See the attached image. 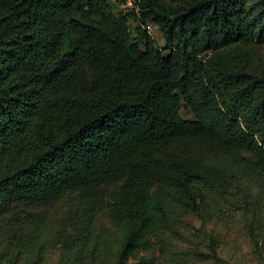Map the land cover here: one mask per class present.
I'll return each mask as SVG.
<instances>
[{
  "label": "trees",
  "instance_id": "obj_1",
  "mask_svg": "<svg viewBox=\"0 0 264 264\" xmlns=\"http://www.w3.org/2000/svg\"><path fill=\"white\" fill-rule=\"evenodd\" d=\"M261 45L264 0H0V264H44L65 201L58 264L216 259L204 226L264 187Z\"/></svg>",
  "mask_w": 264,
  "mask_h": 264
},
{
  "label": "rangeland",
  "instance_id": "obj_2",
  "mask_svg": "<svg viewBox=\"0 0 264 264\" xmlns=\"http://www.w3.org/2000/svg\"><path fill=\"white\" fill-rule=\"evenodd\" d=\"M112 11L117 15H123L129 8L133 7L134 0H108ZM137 23L133 19L128 21V29L131 35H135ZM148 35L159 46H163L162 36L157 27L152 25V30L147 31ZM164 55L168 54L167 50L162 51ZM212 53H207L202 58L212 57ZM244 64L246 72H256L264 74V45L249 50L238 57ZM181 116L184 119H192L193 113L188 106H183ZM245 191L247 194L245 200L248 206L247 211L239 210L237 207L224 204L220 208V219H212L204 227L206 230H213L217 237L216 256L214 259L194 260L191 264H264V187L259 183L249 184L242 183L239 192ZM235 189L231 188L234 194ZM238 192V193H239ZM245 203V202H243ZM256 203L255 205H253ZM244 205V204H243ZM70 204L64 203L55 207H50L45 212V220L40 223L43 240L45 241L46 252L44 264H58L62 257V248L57 236V230L65 223L68 208ZM254 209V212L251 209ZM243 209V208H242ZM100 226L107 227L104 214L100 216ZM200 228L202 225L197 220H192L191 226ZM252 225L255 232L254 241L247 233V226ZM257 244V247L255 246ZM165 264H177L169 261Z\"/></svg>",
  "mask_w": 264,
  "mask_h": 264
},
{
  "label": "built area",
  "instance_id": "obj_3",
  "mask_svg": "<svg viewBox=\"0 0 264 264\" xmlns=\"http://www.w3.org/2000/svg\"><path fill=\"white\" fill-rule=\"evenodd\" d=\"M152 28H151V26L150 25H147L146 26V30H151Z\"/></svg>",
  "mask_w": 264,
  "mask_h": 264
}]
</instances>
